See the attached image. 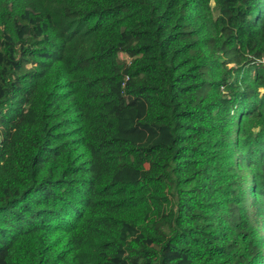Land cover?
Segmentation results:
<instances>
[{
    "label": "trees",
    "instance_id": "1",
    "mask_svg": "<svg viewBox=\"0 0 264 264\" xmlns=\"http://www.w3.org/2000/svg\"><path fill=\"white\" fill-rule=\"evenodd\" d=\"M0 264H264V0H0Z\"/></svg>",
    "mask_w": 264,
    "mask_h": 264
},
{
    "label": "built area",
    "instance_id": "2",
    "mask_svg": "<svg viewBox=\"0 0 264 264\" xmlns=\"http://www.w3.org/2000/svg\"><path fill=\"white\" fill-rule=\"evenodd\" d=\"M120 55H123L124 56V60H121L122 62H125L127 65H129L130 64V62H131V58L128 56V55H126V54H120ZM119 55V56H120Z\"/></svg>",
    "mask_w": 264,
    "mask_h": 264
},
{
    "label": "rangeland",
    "instance_id": "3",
    "mask_svg": "<svg viewBox=\"0 0 264 264\" xmlns=\"http://www.w3.org/2000/svg\"><path fill=\"white\" fill-rule=\"evenodd\" d=\"M119 58H120V60H124V59H123V58H124L123 55H120Z\"/></svg>",
    "mask_w": 264,
    "mask_h": 264
}]
</instances>
